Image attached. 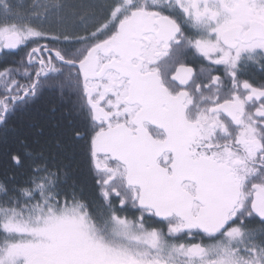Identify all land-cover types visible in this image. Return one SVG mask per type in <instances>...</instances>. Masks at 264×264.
<instances>
[{
    "label": "snow or ice",
    "instance_id": "6c2138e0",
    "mask_svg": "<svg viewBox=\"0 0 264 264\" xmlns=\"http://www.w3.org/2000/svg\"><path fill=\"white\" fill-rule=\"evenodd\" d=\"M0 264H264V0H0Z\"/></svg>",
    "mask_w": 264,
    "mask_h": 264
},
{
    "label": "trees",
    "instance_id": "16d2710c",
    "mask_svg": "<svg viewBox=\"0 0 264 264\" xmlns=\"http://www.w3.org/2000/svg\"><path fill=\"white\" fill-rule=\"evenodd\" d=\"M14 58H17V57H9V59H14ZM55 99V97L53 96V94L51 93H45V99Z\"/></svg>",
    "mask_w": 264,
    "mask_h": 264
}]
</instances>
